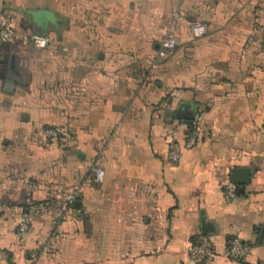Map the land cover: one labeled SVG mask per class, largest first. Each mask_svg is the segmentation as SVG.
I'll use <instances>...</instances> for the list:
<instances>
[{"label": "crops", "instance_id": "obj_1", "mask_svg": "<svg viewBox=\"0 0 264 264\" xmlns=\"http://www.w3.org/2000/svg\"><path fill=\"white\" fill-rule=\"evenodd\" d=\"M4 23L18 36L0 45V264H192L204 221L206 264H237L224 258L236 237L245 264H264V0H0ZM234 168L251 183L226 201Z\"/></svg>", "mask_w": 264, "mask_h": 264}, {"label": "built area", "instance_id": "obj_2", "mask_svg": "<svg viewBox=\"0 0 264 264\" xmlns=\"http://www.w3.org/2000/svg\"><path fill=\"white\" fill-rule=\"evenodd\" d=\"M191 34L194 38H199L207 33L205 24L197 22L191 25ZM18 36L17 31L9 23L0 25V45L14 40ZM31 41L37 49L45 50L48 47V38L34 35ZM177 50V40L175 36L169 33L162 42L161 52L164 57L170 56ZM205 119V113L199 114L190 126V134L185 143L186 149L194 148L201 138L202 124ZM44 136L51 141H57L66 136L63 130L49 128L44 131ZM168 140V162L177 166L182 158L183 146L178 140V132L173 130L167 135ZM104 173L101 170H96V181L102 182ZM238 195V188L228 182L224 187V198L226 201L235 199ZM79 194L77 191H71L61 196V201L67 205H74L78 200ZM31 226V220L28 216H22L18 223V233L25 235L28 233ZM252 247L244 242L241 238L236 237L231 239L224 251V258L237 264H245L252 255ZM216 256V248L212 240L206 235L197 237L189 249V258L192 264H206Z\"/></svg>", "mask_w": 264, "mask_h": 264}, {"label": "water", "instance_id": "obj_3", "mask_svg": "<svg viewBox=\"0 0 264 264\" xmlns=\"http://www.w3.org/2000/svg\"><path fill=\"white\" fill-rule=\"evenodd\" d=\"M194 120V119H193ZM251 170L249 168H234L231 172V182L238 188V194L244 193L245 187L251 183ZM78 205V204H77ZM211 225L205 221L202 224V231L204 235H209ZM257 232L261 234V241L264 238V228L258 229Z\"/></svg>", "mask_w": 264, "mask_h": 264}, {"label": "trees", "instance_id": "obj_4", "mask_svg": "<svg viewBox=\"0 0 264 264\" xmlns=\"http://www.w3.org/2000/svg\"><path fill=\"white\" fill-rule=\"evenodd\" d=\"M191 122L192 121L186 122L189 125V127L191 126ZM73 208H75V205L73 206ZM77 209H79V207Z\"/></svg>", "mask_w": 264, "mask_h": 264}]
</instances>
